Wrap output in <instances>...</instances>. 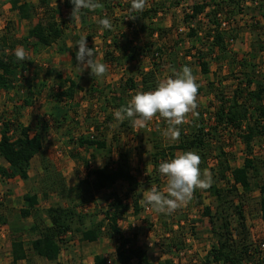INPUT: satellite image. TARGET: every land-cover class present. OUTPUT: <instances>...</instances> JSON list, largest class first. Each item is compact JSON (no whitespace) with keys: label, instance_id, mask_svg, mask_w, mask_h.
Listing matches in <instances>:
<instances>
[{"label":"trees","instance_id":"obj_1","mask_svg":"<svg viewBox=\"0 0 264 264\" xmlns=\"http://www.w3.org/2000/svg\"><path fill=\"white\" fill-rule=\"evenodd\" d=\"M39 1V6L28 1H23L17 6L20 17L31 22L27 35L22 38L16 37L11 31L10 25H6V27L0 29V89L5 88L10 90L12 82L19 75V72L26 71L32 65L30 60L19 61L16 59L14 51L19 44L26 51L40 52L54 44L59 45V51L66 50L64 39L66 29L70 23H77L75 20L71 21L70 14L73 5L70 3V0H64V6L68 9L69 19L59 21L57 20V16L60 13L59 9L51 7L49 0ZM243 1L147 0L143 12H131V0H99L104 7L97 9L95 13L103 19L108 17V14L110 16L114 8L119 7L123 11L122 14H125L124 16L122 15L123 20H127L128 27L134 31L139 28V25L144 29L146 27L144 20L147 18L153 19L161 10L177 9L186 5L184 8V22L193 24L194 27H191L187 34L192 38V47L186 49L184 55L194 56L199 63L201 71L207 75L210 72V62L207 56L211 55L219 59L221 53L226 54V34L222 26L226 23L232 24L234 21L232 16H236L237 12H243ZM251 2L256 3V6L262 9V16L264 18V0H251ZM93 12L83 9L79 23L84 26H93L94 23L90 24L89 22ZM130 15L136 18L131 19L129 18ZM203 15L206 21H203L201 18ZM260 23L261 21L255 20L254 23H249L248 27L256 30L259 28ZM146 28L148 30L147 34L151 37L157 36V33L162 31L161 28L158 29L151 26H147ZM93 29L95 27H92L91 31L87 34V40L94 37ZM105 36L107 35H104V38ZM159 36L161 37L162 34H159ZM118 37H121L122 41L114 36L113 46L115 50L113 52L106 50L104 58L118 64L120 56H116L115 53H119L118 50L116 51V48H119L121 50L119 54L125 57L128 62L134 60L137 57V53L135 47H131L127 43L128 34L121 31ZM197 42L202 44V47H199ZM179 43V39L173 40V47H171L173 55H178L176 52L178 51ZM88 47L93 48L91 45H88ZM147 47L149 48L150 45H147ZM203 47L207 48V50ZM193 49H195L196 53H192ZM76 50L78 49H75L71 53L72 61L75 64H77L75 60ZM259 51L264 53V43L259 46ZM148 52L151 53L149 55L152 59L151 67L147 68V70H142L135 76L128 77L124 83L121 82L119 91H111L114 96L113 108L119 109L122 106H127L129 99L137 92L152 91L157 87L159 82L158 70L164 64L163 50L157 47V49L153 50L148 49ZM174 64L177 71L179 68L187 66L183 65L184 63L180 61H175ZM247 65L246 63L244 66L246 67ZM46 73L50 74L51 71L47 70ZM244 78V80L242 79L236 84V87L232 91V96L228 97V95L226 96L222 93H215L217 103L210 106L213 108V112L211 113L215 118L212 124L208 125L204 121L202 117L205 111L200 110L191 113V115L188 114L185 122L179 125L180 136L174 143L162 145L163 139L159 134L160 131L153 130L151 132V135H155L156 139L153 140L152 151H149V156L154 167L153 174L158 173V177H156L157 182L160 181L159 164L163 161L174 159L177 155V150H181L183 153L187 151L196 152L201 157V163L203 162L202 165L200 164L202 173L207 166V159L210 155H214V162L210 166V171L213 177L217 178V181L205 190L215 197V206L213 204H203L201 189H196L193 194L197 204H203L202 215L209 218L211 230L217 239V243L205 255L203 264H264V259L261 258L258 250L259 244L248 243L249 241H247L246 236L236 239L231 232V220L234 215L240 218L241 226L244 227L245 197L253 191L252 178L260 181L255 183V186L259 188L261 193L260 208L264 221V181L261 177L264 161L260 156L253 154L252 146L254 139L257 137L264 138V74L256 87H254L255 77L253 75L246 71ZM66 82H69L67 87L63 86L56 93H50L51 97L61 103L65 102V105L68 104V100L75 97L77 88H83L74 79H66ZM29 86L31 87V83ZM202 91L203 89L199 87L198 94ZM105 99L109 100L107 97ZM22 102L23 104L17 107L18 109L14 117L11 119L2 118L0 157L9 166L6 167L1 164L0 175L8 179L15 178L16 176L24 180L29 179L31 161L43 150L44 135L50 129L48 121H39L35 129H32L29 124L22 122L20 119L21 109L24 106L30 105L32 101L30 98H25ZM57 108L59 109L52 114L54 118L52 124L60 128L66 121L67 110L64 107ZM107 119L105 123H108V121L113 122L112 116H108ZM91 122L95 124V131H97L101 126L99 122L97 120ZM120 125L125 128H132L131 120L127 118ZM157 126L159 127V125ZM234 130L238 131L239 136L245 143L246 149L243 163L238 166L231 163L232 154L225 148L226 138L223 139L225 137L224 133H233ZM71 140L80 147H95L102 150L108 159V163L101 168H89L90 165L86 161L85 165L89 168L88 175L73 187H68L65 183L62 185L58 178H53L52 181H49L50 178H45L40 188L26 193L24 195L25 205L21 208L19 215L21 220L32 215V211L38 204L40 193L44 197H47L50 190L57 189L64 196L68 197L71 194L70 191L73 193L75 191V196L72 197L71 203L67 205H51L45 208L43 214L39 215L31 224L26 225L20 221L13 223L5 215H0V221L3 224H9L11 228L10 238L14 262L27 258L29 250L38 256L51 261H57L62 246L69 241V237L67 236L69 232L82 230L84 239L95 241L99 238L101 228L107 220V233L117 240L116 256L121 264H129L133 259H137L138 264H154L150 259L148 250L137 245L131 238L125 237L119 224V221L126 217L131 206L135 214H139L143 209V206L140 204V186L142 183L131 170L129 154L125 153L124 150H120L117 159H113L112 148L114 143L108 146L106 137L94 134L91 136H80L76 141L74 139ZM209 148H212V150ZM73 155H75V152H72ZM119 180L126 181L129 184V190L125 194V197L123 198L118 193L112 192L105 199L104 219L86 230L82 229L81 226L84 224V220L90 215V213L84 211L82 208L87 205L89 199L93 198V196L90 197V194L86 192L93 193L94 191L110 188ZM220 181H226V184L223 186L218 185ZM239 188H242V190ZM77 198L79 200L78 203L73 201ZM184 216L185 219H181L182 217L177 218L178 229L174 227L169 228L165 224L167 230L171 233L167 237L168 241L166 244V251L171 257L166 258L158 264H182L180 257L178 262L172 257L179 251L188 249L184 232L186 224L182 220L188 222L189 217L185 214ZM193 229L190 232L191 236L196 235L195 229ZM26 234L30 236L28 240L25 239ZM95 263L107 264L106 260L100 256L96 257ZM58 264L62 263L58 262Z\"/></svg>","mask_w":264,"mask_h":264},{"label":"rangeland","instance_id":"obj_2","mask_svg":"<svg viewBox=\"0 0 264 264\" xmlns=\"http://www.w3.org/2000/svg\"><path fill=\"white\" fill-rule=\"evenodd\" d=\"M23 1L31 2L33 4H36L37 6H39L40 4L39 0H0V25H4V27H6V25H10L13 35L18 38H22L23 36L27 35L29 27L31 26V22L28 20H24L23 23H18L17 20L12 18L14 16L13 12L15 8L18 6L17 3H21ZM49 2L51 7L59 9L60 11L57 16V20L64 21V19H69L68 9L64 6V0H49ZM242 4L243 12H237L236 16H232L234 19L232 24L226 23L222 26V29L226 34V54L221 53L219 59H216L211 55L207 56V59L210 62L211 66V72L208 75H204L201 72L199 63L194 56L184 55L186 49L192 47V38H190L187 34L190 28L194 27L193 24H187L184 22V8L186 7V5L177 9L171 8L161 10L153 19H145L144 23L146 27L151 26L162 29V31L158 30L159 33H157V36L155 35L152 37L147 34L148 30L146 27L143 29L141 28V25H139V28L134 31L130 27H128V21L125 19L123 20V16L125 14H122L123 11L119 7L114 8L110 16L108 14L107 18H109L112 23L111 29L101 30V26L98 23L101 17H99V15L95 13V11L91 14L89 21L90 24L94 23L93 26H84L80 23H70L69 28L66 32V38L68 39V43H72L71 45H74L77 37L87 36V33L91 31L92 27H95V29L92 30L94 31V38L92 40L94 41V43L87 45H91L93 48L95 47V51L97 54L96 58L99 59L100 62L105 63L108 66L107 73L103 77L94 78L90 75V69H85L82 72V69L79 68L77 64L73 63L72 56L69 51H67L66 53L64 52L65 54L62 55L57 53L59 52L58 44H54L52 46L53 52H51L49 49H47L46 51L44 49L40 52L33 51V53H39L41 55H35L32 53L29 54L30 51H26V49L24 48V50L28 54V57L30 58V61L32 62V65H30V67L26 71L19 72V75L16 76L13 80L12 88H10V90H7L5 88L0 89V130L2 127V118L11 119L12 117H14L15 112L18 109L17 107H20L23 104L22 100H24L25 98H30L32 101L31 104L29 106H24L23 108L21 107L22 121L26 124H29L32 129H35L37 123L41 120L48 121L51 127L44 135V150L42 155L34 158L31 165V169H34L33 172H36L35 169H37V167H42L43 175L40 176L41 182H39V185H42L45 178H50L49 181H52L53 178H58L60 179L62 185L63 183H65L68 187L77 185L78 183L76 182L79 179L78 172H85V166L84 163H82V167H78V164L72 162L71 159L72 152L78 151L76 148L77 146L72 142V140H70V134L74 130L72 126H75L73 119H75V117H78L77 121L79 122V124H81L79 127H81V131H84L82 132L83 134L85 133V129H87V125L91 121L103 120V115L100 114L102 106L111 105L112 107V105H114V96L111 93V85L112 82L116 80L113 79L117 77L118 81L120 80L119 82L124 83L128 77L135 76L142 70H147V68H150L152 65V59L151 56H149L151 53L148 52V49L153 50L157 49V47H160L163 50L164 56V64L162 65V68L158 70L159 80L165 79L170 76L175 78V76L173 75L182 69L179 68V70L177 71V69L175 68L176 66H174L175 61H180L181 63H184L183 65L189 66L192 69L193 75L196 77L197 84L202 85L203 88H205L204 95L201 96L200 100H198L199 105L195 111H205L202 118L208 125L212 124L210 118L212 117L211 112H213V108L210 106L217 103L215 93H222L226 96L228 95V97L232 96V91L236 87V84L242 79H245L244 76L246 71L255 77L254 87H256L260 83L261 77L264 74V53L259 51V46L264 43V18L262 16V9L257 7L256 3H252L251 0H244ZM7 14H9L10 16ZM18 16H20V14L17 15V18ZM201 18L203 19V21H206L204 15L201 16ZM255 20H259L261 21V23L259 28L253 30V28H249L248 25L249 23H254ZM121 31L125 34H128L127 43L131 47H135L137 57L134 60L128 62L125 57L119 54L121 53V50L119 48H116V51L118 50L119 53L116 52L115 55L120 56V60L117 62L118 64H115V62H110L109 60L105 59L104 53L106 50L109 52H113L115 50L113 46L114 36L122 41V36L118 37ZM159 34H162V36L160 37ZM104 35L107 36H105L104 38ZM98 39L100 40V42H96ZM108 39L110 40V42H107ZM178 39L180 40L178 51L176 52L178 55H173V52L171 51L173 50L171 48L173 47V40ZM147 45H150V47L148 48ZM197 45L199 47H202V44L198 42ZM17 47L23 46L19 44ZM205 49L207 50V48ZM192 53H196L195 49L192 50ZM172 60H174V62H172ZM246 63L248 65L245 67L244 65H246ZM47 70H50L51 73L47 74ZM121 75L122 78H120ZM123 77L125 79H123ZM72 78L78 80L79 84L83 87L80 88L83 90L79 89L75 97L69 100V103L71 104V110H69L66 116L67 121H70V123H67V125L60 127V129L59 127H56L52 124V122L54 121L52 114L59 109L57 108L59 107L58 104L60 105L63 102L61 103L51 97L50 93H56L63 86L67 87L69 85V82H66V79ZM30 83L31 87L29 86ZM43 83H45V85H43ZM115 85L113 87H118V85ZM85 89L87 91L86 94L84 92ZM90 89L93 91L92 93H90ZM103 91H105L106 93H104ZM88 97H92L93 103L97 104V106H93V108H89V110L87 109L86 118L88 119H86L87 122L85 123V117L82 114L83 112L80 111L82 107H77L76 103H80L82 104V106L84 105V107L87 108V105H90L87 104V102L89 103ZM106 97L109 98L108 101L105 99ZM101 101L104 104H101ZM63 104L65 105V103ZM189 114L191 115V113ZM161 123L163 124L161 125ZM157 125L161 126V128L163 129L161 131L162 133H159L163 139L162 145L174 143L175 140H171L164 135L165 131L168 128V123L165 119L160 117L159 114H157L151 121L147 122L146 127L140 128L143 130L137 128L138 133L132 131L131 128L125 129L127 131L124 130L119 132L117 129V125L115 126V124H112L109 129L111 130L110 132H107L108 129L103 128L102 132H87L86 135L91 136L94 134L100 137H106V139L109 140L110 144L113 145L114 143L113 148L116 149L118 147H122L125 153L129 154V158H131L133 161V159H135V157L138 156L137 154H139L140 152L136 153L134 150V146L128 145L130 141H127V138L130 136L131 139L134 138V142H141L139 146L143 151L141 153V155L143 156V161L141 163L147 165L149 161H147L146 158L150 153L149 151H152L153 140L156 139V136L151 135L150 131L153 130L154 127H156L155 131H160L157 128ZM144 129L147 131H145ZM234 131L233 133H224L225 137L223 139L226 138L225 148L232 154L231 163L237 166L243 163L246 149L245 143L239 136L238 131ZM252 146L253 154L260 156L264 161V138L257 137L252 141ZM139 147H136V149H138ZM209 149L212 150V148ZM213 162L214 155H210V157L207 159V168H204V170H207L211 175V184L217 181V178L213 177L210 171V166L213 165ZM1 164H4V161L2 159H0V165ZM136 164H138V160L136 161L135 165L134 163H131V167L133 169H136ZM75 166H77L78 169L80 168L78 172L77 169L75 170L77 173H74ZM146 170L150 171L149 168ZM148 175L149 177H147ZM35 177H38L37 173ZM156 177H158V173L145 174L142 176V186L144 185L142 189L140 188L142 199L143 194L149 190V186L154 185L160 191H164V189L166 188V177H163L159 174V182L156 181ZM261 177L264 181V163ZM252 182L254 186L253 191H251L245 197L244 227L241 226L240 218L237 215H234L231 220V232L232 234H234V237L236 239H240L241 237L246 236L247 241H249L248 243L258 245V243L264 241V223L260 208L261 193L259 188L255 186V183H258L260 181H258L256 178H252ZM27 183L23 180L15 178L8 179L0 175V215H5V217L13 223H17L19 221L26 225L30 223V219L21 220L19 217V198H21L22 193L27 190ZM225 184L226 181H220L218 183V185L221 186ZM124 188L125 187H123L122 185H118L114 188L106 189L105 191H94L93 193L86 192L90 194V197L93 196V198L89 199L87 205L82 209H84V211L87 210V212L91 215H99L103 219V213L106 207L105 199L107 198V196L112 192H122ZM239 189L242 190V188ZM33 190L35 189H32L31 186L30 191ZM70 193V196L66 197L59 190L52 189L50 190L47 197H44L41 194L42 201H44V199L46 200V203L42 202L43 209H45V207H47L48 205H67L68 203H71L72 197L75 196V191L74 193L70 191ZM201 194L204 205L213 204L215 206V197L213 195H211L205 189L201 190ZM12 201L14 203V207L11 206ZM73 201L78 203L79 200L77 198ZM203 204L198 205L194 197H192L189 202L176 209L172 214H167L168 218L172 221H176L178 217H182L181 219H185L184 214L189 217V221H185L186 225L184 226V232L185 235H187L188 237L190 236V238L193 237L190 235V232L192 231L193 227H195V230L193 229L196 232V235H194L195 238L193 237V240L191 242H188V245H190L191 247L190 251L184 252L182 255H180L183 259L181 261L182 264H203L202 257L204 254L203 252L201 253V243H204L206 239V235L204 233L210 230L209 225H207L205 222L206 218H203L202 215ZM151 211L153 210L151 209L147 210V212H141L140 217L141 219H143L142 217H145L146 219H149L150 222H153L152 228H148L149 226H147L144 222L142 223V225L144 226V230L146 229L144 232L150 230L157 235L159 233L158 230H160L161 228V223L158 220L156 221V219L152 215L148 214V212ZM131 217L132 213H129L127 215V218H125V220H123L121 224L122 232L127 235H132L133 229H138L139 227H134L132 225V222H134V218ZM175 223L177 224V222H173L171 225H174ZM1 225L5 224L0 221V226ZM171 225L169 227H172ZM175 229L178 228L175 227ZM29 238L30 236L26 234L25 239L28 240Z\"/></svg>","mask_w":264,"mask_h":264},{"label":"crops","instance_id":"obj_3","mask_svg":"<svg viewBox=\"0 0 264 264\" xmlns=\"http://www.w3.org/2000/svg\"><path fill=\"white\" fill-rule=\"evenodd\" d=\"M19 4L20 3H17V5H19ZM13 13H14V16L12 18L17 20L18 23L19 22L23 23V21L26 20V19L21 18L20 16H18V18H17V15L19 14V11H18L17 7L15 8ZM9 14H10V12H9ZM9 14H7V15H9ZM3 28H4V25H0V29H3ZM67 29H66V32H67ZM79 38L80 37H77V39H79ZM93 38H91L90 40H87V44L94 43V41H92ZM64 39H65V44H66L65 45V47H66L65 49L66 50L65 51H59L57 53L62 55V54H65L67 51H69L70 54H71L75 50V48L72 47V45H71L72 43H68V39L66 38V36H65ZM96 42H100V40L98 39ZM107 42H110V40L108 39ZM47 49H49L51 52H53L52 51L53 50L52 46H49V47L45 48V51ZM30 53L35 54V55H41L39 53H33V51H30L29 54ZM210 68H211V66H210ZM204 75H206V74H204ZM120 78H122V75H121ZM123 79H125V78L123 77ZM113 80H116V81H113ZM113 80H112L113 82H112V85H111L112 91L113 90L114 91H119V87H120V84H121V82H119L120 80L118 81L117 77H115V79H113ZM76 81H78V80H76ZM114 85L115 86L118 85V87L115 88V87H113ZM199 87H201L203 89V91L200 94H198L197 103H198V100H200L201 96L204 95V89H205V88H203L202 85H199ZM79 89H81V88L79 87V88L76 89V93L79 91ZM81 90H83V89H81ZM133 91H131V92H133ZM84 92L86 94V92H87L86 89H85ZM90 93H91V91H90ZM104 93H106V92L104 91ZM88 98H89V103L87 102V104H90V105H87V108L84 107V105L82 106V104H80V103H76L77 107H79V108L82 107L80 111L83 112L82 114L85 117V119L83 118L85 120V123L87 122L86 119H88V118H86L87 109L89 110V108H93V106H97V104L93 103V98L92 97L91 98L88 97ZM69 102L70 101L68 100V104L64 105L63 103H65V102H63L60 105L58 104V106L60 108L64 107V109L67 110V113H68L69 110H71V108H70L71 104ZM101 104H104V103H102V101H101ZM27 106H29V105H27ZM116 110L117 109L111 107V105L110 106H108V105L107 106L106 105L102 106V110L100 111L101 112L100 114L103 115V120L98 121L99 124L101 125L99 127V129L97 130L98 132H102L103 128L108 129L107 132H110L111 130H109V129L112 126V124H115V126L117 125V129H118L119 132L124 131L125 129H127V128H125V127L120 125L121 121L115 119L114 112ZM76 113H78V112H76ZM24 116H26V115H24ZM108 116H112L113 122L108 121V123H105L108 120L107 119ZM21 118H22V114H20V119ZM77 120H78V117H75V119H73V121L75 123V126L74 125L72 126V128H74V130L70 134V136H71L70 140L74 139L76 141V139L78 137L83 136V135L86 136L87 132L95 131V124H92V122H90L87 125V129H85V133L83 134L82 132H84V131H81V127H79L81 124H79V122ZM21 121H22V119H21ZM95 121L96 120H94L93 122H95ZM67 123H70V121L68 122L67 121V117H66V121L64 122L63 126L67 125ZM144 127H146V125ZM157 128L160 130V132L163 130L161 128V126H159V127L157 126ZM131 129H132V131H135V132L138 133V129L137 128H133L132 127ZM70 130H71V128H70ZM140 130H143V129H140ZM153 130H156V127H154ZM153 130H151L150 132H152ZM125 131H127V130H125ZM145 131H147V130H145ZM122 137H123V135H122ZM127 141H130L128 145L134 146V150H135L136 153L140 152L139 154H137L139 156V157L137 156L138 158L135 157V159H133V161L130 158L131 159L130 165H131V163L132 164L134 163V165H135L136 161L138 160V164H136V169H133L131 167V170L138 177L139 181L143 184L142 176L145 175V174L154 173V171H153L154 167H153V165H152V163L150 161V156L147 153L148 156H147L146 159L149 162H148L147 165L144 164V163L142 164L141 162L143 161V156L141 155V153L143 151L141 150V147H139L141 142L140 143H137V141L134 142V138L131 139L130 136L127 138ZM127 141H125V142H127ZM72 142L77 146L76 148L78 150V151H75V155L71 156L72 162H74L75 164L77 163L78 167H82V163H84V166H85V172L83 171L82 172L83 174L81 172H78V170L80 168L78 169L77 166H75L74 173L76 172L75 170L77 169V172H78V175H79L78 176L79 179H78V181L76 183L81 182L83 179H85L87 177L89 168H101V167H104L108 163V159H107L105 153L102 150L96 149L95 147H91V148L90 147H80L73 140H72ZM107 145L111 146V144L109 143L108 139H107ZM136 147H139V148L136 149ZM112 149H113V153H112L113 159H117L121 149L124 150L122 147H118L116 149L112 148ZM43 150H44V143H43ZM43 150L37 156L42 155ZM179 153H183V151L177 150V154H179ZM37 156H35L34 158H36ZM34 158H33V160H34ZM148 158H149V160H148ZM0 159H2L4 161L3 165H5L7 167L9 166L8 163L3 158L0 157ZM33 160L31 161V165L33 163ZM86 161H88V163L90 165L89 168H87V166L85 165ZM139 161H140V163H139ZM31 165H30V168H29V176L30 177H29L28 180H24V179H22L19 176L15 177V179L23 180L26 183L29 182L26 185L27 186V190L24 191L22 193L21 198H19V215H20L21 208L25 205L24 195L26 193H28V192H31L30 191V187L32 186V189L40 188V185H39L40 184L39 182H41L40 176L43 175L42 174V167H37V169H35L36 172H33L34 169H31ZM148 168H149L150 171L146 170ZM137 170H138V172H137ZM36 173H37L39 178L35 177ZM90 179H91V177H90ZM118 185H122L123 187H125L122 192H118V194L124 198L125 194L129 190V184L126 181L119 180L110 188H114V187H116ZM143 186L141 185L140 188L142 189ZM70 187H73V186H70ZM150 188H151V186H149V189ZM106 189H109V188L102 189L101 191H105ZM142 200L143 199L141 197L140 204L143 206V209H142L141 212H145V211L147 212V210H151L150 206H149L150 207L149 209H146L147 205L142 203ZM42 202L46 203V200L44 199V201H42L41 193H40L39 194L38 204L36 205V208L32 211V215L30 217L25 218V219H30V223L29 224L33 223L34 220L39 215L43 214V210L44 209L42 207V205H43ZM11 206L14 207L13 201H12V205ZM49 206L50 205H48L47 207H49ZM47 207H45V208H47ZM133 211H134V209L131 206L129 208L125 218H127V215L129 213H132V217L134 218V222H132V225L134 227H136V226H139V227H138V229H133L132 235L124 234L125 237L131 238V240L135 241L137 245H140V246L146 248L148 250L150 259L153 261L154 264H158L159 262H163L166 258H170L171 255L168 254V252L166 251L167 250V248H166L167 245L166 244H167V241H168L167 237H169L171 233L169 232V230H167V228L165 227V224H167L168 227H169L173 222H177V220L176 221H174V220L172 221V220H170L168 218V216L166 214L157 213L154 210L151 211V212H148V214L152 215L156 219V221L158 220L161 223V228H160V230H158L159 233L156 235L150 230L144 232L146 229L144 230V226L142 225V223L144 222L147 226H149L148 228H152L153 227V222L152 221L150 222V220L146 219L145 217H142L143 219H141V217H140L141 212L139 214H135ZM103 215H104V213H103ZM99 218H101V216H99V215L94 216V215L90 214L84 220V224L81 226V228L86 230V229L92 227L97 222H99V221L104 219V218L103 219L102 218L99 219ZM125 218L119 221L120 226L122 224V221L125 220ZM203 218H206L205 222H206L207 225H209V229H210L209 231H206L204 233L206 235V239H205L204 243H201V246H202L201 247V253L203 252V254H204L203 257H202L203 261H204L205 255H207V253L210 251L212 246L217 243V239H216L214 233L211 230V225L209 223V218L206 217V216H203ZM182 221L185 224V221L184 220H182ZM138 222H141V223H138ZM48 223H49V221H48ZM263 223H264V221H263ZM171 226L174 227V228L175 227L178 228V225L176 223L174 225H171ZM135 230H136V232H135ZM10 231H11V228H10L9 224H5V225H1L0 226V264H58V262H60L62 264H96L95 261H96V257L97 256H100L104 260H106L107 264H121L118 261L117 256H116V249H117V246H118L117 240L115 238L109 236V234L107 233V220L105 221V223L103 224V226L101 228L99 238L97 240H95V241H89V240L84 239L82 230L81 231L69 232L68 235H67L69 237V241L62 246V249H61V252H60V255H59V259L57 261H51V260L46 259L44 257L38 256L33 251L29 250L27 258L20 259L17 262H14L13 253H12V246H11ZM192 238H190V236L188 237L186 235L185 242L187 243L186 246L188 247V249L185 250L186 252L190 251L191 247H190V245H188V242H191L193 240ZM201 239H204V238H201ZM185 251H181V252L179 251L177 254H174L172 258H174L175 261L178 262L179 256L182 255ZM180 258H181V261H182L183 259H182L181 256H180ZM129 264H138V260L137 259H133ZM212 264H216V263H212Z\"/></svg>","mask_w":264,"mask_h":264},{"label":"clouds","instance_id":"obj_4","mask_svg":"<svg viewBox=\"0 0 264 264\" xmlns=\"http://www.w3.org/2000/svg\"><path fill=\"white\" fill-rule=\"evenodd\" d=\"M73 5L71 21H80L83 9L96 11L104 5L99 0H70ZM147 0H131V12H143ZM129 18L135 19L130 15ZM101 30L111 29V20L107 17L98 21ZM76 50L75 60L82 69H90L94 78L103 77L108 66L96 58L95 47L87 45V36H81L72 45ZM14 55L19 61L30 60L23 47H17ZM199 85L189 66H183L175 73V78L167 77L159 80L157 87L152 91L137 92L128 101L127 106H122L114 112L115 119L131 120L133 128H142L157 114L165 119L168 128L164 135L171 140L180 136L179 125L183 124L189 113H195L198 107ZM201 157L194 151L179 153L174 159L163 161L159 164L158 171L166 177V188L160 191L156 186L143 194L142 203L150 206L157 213L172 214L176 209L189 202L196 189H207L211 186V175L207 170L203 173L200 169Z\"/></svg>","mask_w":264,"mask_h":264},{"label":"built area","instance_id":"obj_5","mask_svg":"<svg viewBox=\"0 0 264 264\" xmlns=\"http://www.w3.org/2000/svg\"><path fill=\"white\" fill-rule=\"evenodd\" d=\"M214 120H215V118H214V116L212 115V117H211V121L212 122H214ZM150 207L149 206H147L146 207V209H149ZM259 245H258V250H259V252H260V256H261V258H264V241H261L260 243H258Z\"/></svg>","mask_w":264,"mask_h":264}]
</instances>
